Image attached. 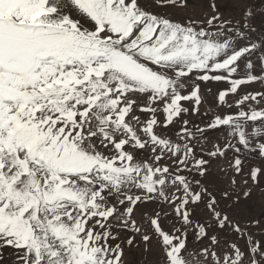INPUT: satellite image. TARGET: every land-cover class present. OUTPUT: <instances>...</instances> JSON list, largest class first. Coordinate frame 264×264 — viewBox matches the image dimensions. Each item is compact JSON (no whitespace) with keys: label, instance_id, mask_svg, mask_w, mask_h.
<instances>
[{"label":"snow or ice","instance_id":"6c2138e0","mask_svg":"<svg viewBox=\"0 0 264 264\" xmlns=\"http://www.w3.org/2000/svg\"><path fill=\"white\" fill-rule=\"evenodd\" d=\"M253 19L248 9L235 26L218 16L180 22L142 0H0V264H9L5 249L11 264H121L113 227L140 234L134 211L153 200L171 205L182 222L170 233L159 212L150 218L163 264H264V242L181 174L207 172L209 160L197 157L192 141L210 130L228 131L225 144L207 155L232 150L237 174L242 149L264 155V142L253 147L264 139V108L244 109L248 101L264 102V91L239 95L242 86L264 83L256 74L264 73V23L257 29ZM209 81L227 82L218 100L238 95L239 111L217 115L196 133L184 120L181 142L158 133L198 112L199 82ZM146 148L151 161L137 160L134 151ZM166 159L174 167L161 163ZM258 177L264 168L250 170L253 182ZM205 194L215 226L246 238L244 250L210 235L211 224H193L188 206L203 203ZM189 227L209 246L191 249Z\"/></svg>","mask_w":264,"mask_h":264},{"label":"rangeland","instance_id":"374dc122","mask_svg":"<svg viewBox=\"0 0 264 264\" xmlns=\"http://www.w3.org/2000/svg\"><path fill=\"white\" fill-rule=\"evenodd\" d=\"M144 6L154 13H159L170 17L173 20L184 22L187 20L206 21L212 16H218L221 21H230L233 26L237 22H242L245 11L250 7L257 5L258 0H178L177 6L164 5L160 6L155 3V0H142ZM183 3V6H181ZM215 5L213 10L212 5ZM256 74L264 75L259 68ZM201 88L202 102L199 105L198 112L193 113L189 111L183 115L179 120L175 121L173 125L168 128H158L157 132L162 133L173 139L176 142L180 141V130L184 127L183 121H188V128L193 133H196L197 128L205 129L210 121L217 115L234 114L239 111L236 106L238 95L229 94L226 97V103L221 104L218 100V93L230 87L227 82L207 83L199 82ZM211 89V91H209ZM264 91V83L259 81L242 86L239 95L245 93H255ZM231 105V107H229ZM255 108H264V102L256 104L254 101L246 102L244 109L247 111L248 106ZM185 107L191 109L192 102H186ZM136 115L140 116L141 120L148 119V114L137 111ZM163 119V116H160ZM259 124V122H257ZM251 131V128L248 129ZM227 129L224 130H210L205 132L203 136L197 135L196 139L192 141L195 146L197 157H203L209 160L207 166L208 170L204 176L193 172H182L181 174L188 176L193 181V190L200 191L206 188L208 192L216 198L217 210L222 214H227L229 218L245 229L254 240L264 242V177H258V182H253L249 178L250 170L259 167L264 168V155H260L257 151L247 152L242 149L239 154L245 161L243 170L237 174L231 167L234 157L237 155L232 150L226 152L223 157H209L208 152L215 150L214 145H224L226 142ZM231 139V138H229ZM233 144H236L235 139H231ZM259 142H264V139L253 141V147ZM134 155L137 160L151 161L153 154L149 148L144 150H135ZM161 163H167L173 166L171 160H164ZM195 180H199L200 184L196 185ZM236 183L233 184L232 181ZM247 180V184L244 181ZM250 194L245 197L243 193L249 191ZM175 191L174 189L172 190ZM228 192V197H224L223 193ZM181 195L182 193H175ZM171 195V192H170ZM238 198V199H237ZM208 196H203V203L190 204L189 210L191 212V220L193 224H211L209 233L218 235V238L237 243L242 250L246 246V238L233 232L230 228L219 230L215 226L211 213L206 207ZM160 213V223L165 231L173 232L176 228H182V222L173 211V207L169 204L163 203L159 200L149 201L137 205L134 211V218L138 226L141 228L140 234H135L131 230L123 227H113V234L118 239L110 241L113 245L119 243L123 249L121 264H163L164 256L161 250V245L157 237L154 235V230L150 224V218L155 217L156 213ZM167 213V215H165ZM255 221H259L256 224ZM148 234L152 237L147 243L142 240V235ZM135 236L134 242L131 246L127 245L126 241L129 237ZM188 244L191 249H200L209 246L210 241L205 239L202 242L197 241L192 227L188 228ZM11 250L5 249L6 256L9 257V264L13 257L10 255Z\"/></svg>","mask_w":264,"mask_h":264},{"label":"built area","instance_id":"2783aa9c","mask_svg":"<svg viewBox=\"0 0 264 264\" xmlns=\"http://www.w3.org/2000/svg\"><path fill=\"white\" fill-rule=\"evenodd\" d=\"M248 9H252L255 13V19H253V27L259 29L262 23H264V0H258L257 5L250 6ZM247 9V10H248Z\"/></svg>","mask_w":264,"mask_h":264}]
</instances>
